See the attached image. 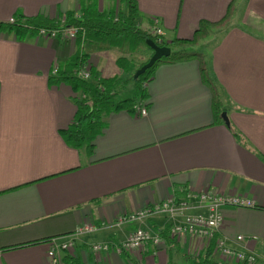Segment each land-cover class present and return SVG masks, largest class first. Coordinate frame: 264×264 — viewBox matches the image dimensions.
<instances>
[{"label": "crops", "instance_id": "0c3cea01", "mask_svg": "<svg viewBox=\"0 0 264 264\" xmlns=\"http://www.w3.org/2000/svg\"><path fill=\"white\" fill-rule=\"evenodd\" d=\"M127 1L136 7L137 21L158 19L168 43L190 39L200 21L220 20L233 4L230 26L211 28L204 40L230 125L215 122L196 60L161 63L145 84L146 114L109 113L88 155L60 134L74 117V92L65 83L49 84L48 77L82 53L99 79L119 78L133 47L18 37L0 29V264H47L51 244L82 223L95 231L74 238L70 254L81 264H193L204 251L200 239L167 245L171 224L183 215L112 223L170 196L181 199L187 190L204 189L254 201L253 208L223 206L217 234L264 264V0H0V22L51 20L79 9L125 13ZM135 229L157 234L160 244L149 241L128 259L114 247L96 255L88 249L121 243ZM239 235L245 239L236 240Z\"/></svg>", "mask_w": 264, "mask_h": 264}, {"label": "trees", "instance_id": "16d2710c", "mask_svg": "<svg viewBox=\"0 0 264 264\" xmlns=\"http://www.w3.org/2000/svg\"><path fill=\"white\" fill-rule=\"evenodd\" d=\"M127 10L125 13L116 12L115 14H103L93 10L79 9L76 14L78 18L73 17L75 12H65L63 18L67 26L76 28L75 39L79 42L88 43H104L109 46H123L130 45L133 51L140 45H145V39L154 37L143 30L136 29L134 25L137 21L136 7L131 1H127ZM234 12V6L231 4L227 7L224 16L213 23L200 21L197 29L194 31L193 36L187 40H175L171 43L162 41L159 46L169 47V54L166 57H161L156 60L151 67L146 69L141 75L133 78L134 71L139 68L144 62L147 61L151 55V50L146 59L139 63L136 68L130 69V75L123 74L119 78L113 80L99 79L95 72L88 69V79L83 80L76 76L75 70L83 63H86V55L75 53L69 59L61 64V67H56L54 74L48 77L49 84L65 83L69 85L74 92L73 102L76 107L74 117L69 126L60 132L63 140L69 146L75 149H84L89 155L93 148L94 138L101 132L105 125V118L109 113L118 112L121 110L136 114V107L145 98V84L151 79L154 68L161 63H175L186 60H196L199 65V74L201 82L209 89L212 98V115L215 122H220V113L225 111V106L221 103L219 92L215 82V78L207 64L205 56V43H201L207 37L211 28L216 31H221L230 26L231 16ZM62 18L48 20L41 16L32 18H16V22L9 23L0 22V29L13 32L18 37L34 35L38 28L43 27L50 29L56 27L58 21ZM26 20L25 24L20 20ZM130 76V78H128ZM128 78V79H127ZM131 80V83L128 82ZM126 83H130L133 87L134 94L129 97H119L122 89ZM149 206V205H148ZM128 214H122L124 216ZM128 222V221H126ZM124 223V222H123ZM137 230V229H135ZM134 230V231H135ZM145 230V229H144ZM132 231V232H134ZM131 232V233H132ZM130 234V233H129ZM128 234V235H129ZM173 246V241H169ZM107 244V243H105ZM109 245V249L119 245ZM211 247L206 248L202 257L198 256L192 262L193 264H226L218 263L212 259ZM120 255L129 257L130 254L123 252ZM128 261V260H127ZM60 264H81L70 253L63 252L60 258ZM241 264V263H235Z\"/></svg>", "mask_w": 264, "mask_h": 264}, {"label": "built area", "instance_id": "2783aa9c", "mask_svg": "<svg viewBox=\"0 0 264 264\" xmlns=\"http://www.w3.org/2000/svg\"><path fill=\"white\" fill-rule=\"evenodd\" d=\"M75 18H78L77 14H74ZM26 20L21 19L20 22L25 24ZM9 23L16 22L15 18H9ZM65 20L62 18L56 24V27L45 29L40 27L36 31L37 36H44L49 38H62L65 40L75 39L76 28L73 26L64 25ZM136 29L143 30L150 33L154 37V42L157 45H161L162 29L160 27L157 18H149L146 21L138 22L134 25ZM89 67L87 63L81 64L76 70L75 74L80 79H88ZM56 68L51 70V74H54ZM136 114L144 116L146 109L143 102L136 107ZM191 200L198 202V205H191ZM234 206V207H255V203L252 199L242 195H223L219 193L211 192L208 189L200 190L198 192H192L187 190L184 198L176 199L174 196H170L161 203H154L151 205L143 206L138 210L129 213L128 215L118 216L112 225L118 226L126 221H134L143 218H147L154 214H163L166 216L183 215L182 220L178 223H172L168 232V236L171 240L178 241L181 238L188 239H200L202 241V248L205 250L211 247V251L216 254L222 262L227 263H241V264H256L258 261V255L254 252H244L225 244V241L221 236L217 234L220 226L223 222L222 207ZM197 208L198 212H191L190 209ZM95 231V227L92 224L82 223L78 226L68 237L59 242H53L46 251L47 264H60V258L63 252L70 253L74 246V238L81 234H86ZM245 239L243 236H237L236 240ZM152 246L160 244L161 239L157 234H151L148 230L137 229L130 233L127 238L119 245L114 247L115 253L126 252L132 254L134 252H140L145 244L149 242ZM174 242V241H173ZM196 242V241H195ZM167 245L172 246L171 243ZM55 249H58L61 253H57ZM88 249L94 255L100 253H106L109 246L105 243H94L88 246ZM197 256V250H192Z\"/></svg>", "mask_w": 264, "mask_h": 264}, {"label": "water", "instance_id": "95a60500", "mask_svg": "<svg viewBox=\"0 0 264 264\" xmlns=\"http://www.w3.org/2000/svg\"><path fill=\"white\" fill-rule=\"evenodd\" d=\"M144 43L148 48H150L151 55L149 56L146 62H144L139 68L134 71L133 78H136L137 76L141 75L146 69L151 67L156 60L160 59L161 57L168 56L170 52L169 47L159 46L151 39H145ZM220 118L225 126L230 125L225 111H222L220 113Z\"/></svg>", "mask_w": 264, "mask_h": 264}, {"label": "rangeland", "instance_id": "374dc122", "mask_svg": "<svg viewBox=\"0 0 264 264\" xmlns=\"http://www.w3.org/2000/svg\"><path fill=\"white\" fill-rule=\"evenodd\" d=\"M241 1L242 0H239V2H241ZM237 3H238V1H237ZM204 42L205 41L203 40L201 43H204ZM148 50L149 49L145 45H140L139 47H136L133 51L128 52L127 58L129 59L128 60L129 68L125 69V73H126L125 76L130 75L129 69L136 68L139 63L143 62L146 59V57L149 53ZM128 78H130V76ZM128 82L131 83V80H128ZM130 83L125 84V87L122 89V93L119 95V97H129V96H132L134 94L133 87L131 86ZM55 251L57 253L60 252L58 249H55Z\"/></svg>", "mask_w": 264, "mask_h": 264}]
</instances>
